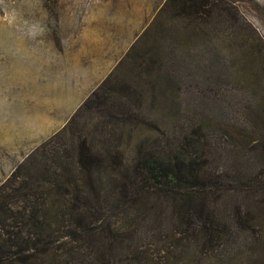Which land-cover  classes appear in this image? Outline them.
Wrapping results in <instances>:
<instances>
[{"label":"rangeland","instance_id":"rangeland-1","mask_svg":"<svg viewBox=\"0 0 264 264\" xmlns=\"http://www.w3.org/2000/svg\"><path fill=\"white\" fill-rule=\"evenodd\" d=\"M165 1L0 0V186L55 134L42 130L57 107L65 108L62 129L87 137L96 153L120 150L126 163L159 132L190 142V131L201 127L195 140L207 145V170H227L219 211L246 231L213 248L176 241L174 257L159 254L152 263L264 264L262 187L250 195L256 211L245 222L234 218L250 200L235 190L245 180L236 170L250 154L240 133L264 132V0H221L214 20L165 13L141 37ZM251 114L260 118L253 125Z\"/></svg>","mask_w":264,"mask_h":264},{"label":"trees","instance_id":"trees-1","mask_svg":"<svg viewBox=\"0 0 264 264\" xmlns=\"http://www.w3.org/2000/svg\"><path fill=\"white\" fill-rule=\"evenodd\" d=\"M221 4L166 0L141 37L165 13L173 19L214 20ZM249 117L251 125L260 119L257 114ZM68 128L33 149L0 186V264H151L159 254L174 257L176 241L186 246L184 241L196 239L212 247L233 242L234 233L246 231L238 224L234 230L219 211L227 170H207V145L195 140L203 128L190 131V142L185 134L159 132L139 143L130 163L120 150L94 152L87 137ZM239 142L250 154L236 170L245 182L235 190L250 198L259 187L264 189V132L243 131ZM255 211L251 198L245 199L235 222H245ZM257 225L264 231L263 221Z\"/></svg>","mask_w":264,"mask_h":264},{"label":"crops","instance_id":"crops-1","mask_svg":"<svg viewBox=\"0 0 264 264\" xmlns=\"http://www.w3.org/2000/svg\"><path fill=\"white\" fill-rule=\"evenodd\" d=\"M105 77V76H104ZM104 77H100V79L102 80ZM100 83H98V84H96L95 86L97 87L98 85H99ZM95 87V88H96ZM94 88V89H95ZM94 89L91 91V93L94 91ZM90 93V94H91ZM89 97V95L87 94L83 99H82V101L80 102L81 104H83L82 102H84L87 98ZM80 103L77 105V106H79L80 105ZM64 105V104H63ZM60 106H62V105H60ZM77 106H75V107H71L70 108V112H73L76 108H77ZM81 106V105H80ZM79 106V107H80ZM78 107V108H79ZM56 110H57V115H56V117L54 116V117H50V120H49V118L47 119V122H45V124H44V126L45 127H47V128H45L44 130H42V131H44V132H46L45 133V135H46V137L48 136V135H50V134H52V133H57L59 130H61L62 128V126L65 124L64 122L62 123V122H60L59 121V118H60V116L62 115V112L63 111H65V108H63V107H57L56 108ZM61 128V129H60Z\"/></svg>","mask_w":264,"mask_h":264}]
</instances>
